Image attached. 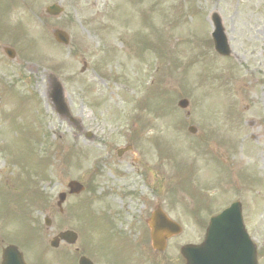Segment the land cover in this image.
<instances>
[{
  "label": "rangeland",
  "instance_id": "obj_1",
  "mask_svg": "<svg viewBox=\"0 0 264 264\" xmlns=\"http://www.w3.org/2000/svg\"><path fill=\"white\" fill-rule=\"evenodd\" d=\"M19 2L18 11L12 13L10 7ZM49 2L61 3L64 15L58 18L46 16L43 11ZM24 3L28 6L38 4L37 9L43 11L30 10L28 20L21 10ZM213 13L222 20L232 49L230 58L223 59L214 52L210 37ZM95 18L99 19L92 23ZM55 29L68 32L69 46L50 41ZM9 32L16 33L18 40L30 42V59L18 57L10 61L0 50L1 78L19 84V87L6 84L8 89L0 94L2 191L12 190L10 185L15 181L27 180L26 174L32 172L35 159L39 157V144L46 136L42 152L47 150L52 154L55 168L49 181V172L47 177L43 174L44 163L34 174L46 197L47 193L50 198L55 196L70 177L86 180L90 171L100 169L98 193L109 190L115 199L118 195L114 191L125 180L118 176V171H123L121 163L115 162L110 149L124 146L125 141L135 135L139 126L131 127L133 118L148 117V121H156L151 123L159 132H145L144 135L163 138L161 145L167 148V158L174 160H171L172 173L168 161L167 173L165 166L161 169L165 185L181 188L182 178L178 177L175 164L180 170L184 164H190L195 174L209 179L204 192L210 200L217 202L218 208L242 200L247 229L260 246L264 259V193L250 182L243 185L247 178L254 181L259 169L264 172V0H0V41L5 42L2 38ZM165 46L164 63L159 53L160 47ZM2 47L0 45V49ZM84 62L88 69L82 72ZM179 63L182 74L178 73ZM8 65L13 67L11 72L3 70ZM141 73L143 80L137 82ZM242 74L246 82L255 79L248 91L244 89L247 84L242 85ZM50 75L62 84L71 111L82 121L83 132L58 117L49 98ZM160 80L163 86L158 90L156 86ZM133 81L134 86L125 87ZM1 84H5L4 81ZM138 87H144L147 94ZM11 88L22 91L11 92ZM89 88L96 99L93 100ZM124 92L130 94L128 101ZM157 94L159 97L154 101ZM242 96L249 99L247 103L254 104L255 112L242 113ZM182 98L190 101V109L183 111L177 106ZM146 99L150 105L146 110H152V106L158 110L154 118L137 108V103ZM187 112H190V120ZM244 115L247 120L255 119L248 123L249 129L243 126ZM189 125L199 129L197 136L183 132L191 141L177 134L180 127ZM86 133H92L95 139L86 140ZM246 135L253 137V144ZM76 146L87 147L80 150L82 169L66 175L59 165L58 158L62 155L59 150ZM156 153L164 151L160 148ZM249 155L253 157L247 158ZM126 170L133 171V168L128 164ZM244 171L249 177L246 178ZM191 177L187 178L189 184L193 182ZM255 191L260 193L259 202ZM144 192H149L146 187ZM198 194L202 191L198 190ZM26 196L6 194L5 199L19 205ZM2 200L0 194V202ZM259 203L262 209H258ZM199 214L205 216V211ZM20 218L19 214L12 213L8 224L17 230L20 239H31V250H39L36 236L28 234L23 228L25 221ZM79 223L84 238L100 243L99 250L103 254L117 251L114 246L102 248L104 242L111 240L107 235V223L88 215L84 217L81 210ZM196 223L199 227L200 219ZM205 226L194 232V225H183L187 233L183 243L203 239ZM84 229L90 234H85Z\"/></svg>",
  "mask_w": 264,
  "mask_h": 264
},
{
  "label": "water",
  "instance_id": "obj_2",
  "mask_svg": "<svg viewBox=\"0 0 264 264\" xmlns=\"http://www.w3.org/2000/svg\"><path fill=\"white\" fill-rule=\"evenodd\" d=\"M225 41L216 50L227 54ZM188 264H257L256 249L241 217L239 203L212 219L205 243L187 250Z\"/></svg>",
  "mask_w": 264,
  "mask_h": 264
},
{
  "label": "flooded vegetation",
  "instance_id": "obj_3",
  "mask_svg": "<svg viewBox=\"0 0 264 264\" xmlns=\"http://www.w3.org/2000/svg\"><path fill=\"white\" fill-rule=\"evenodd\" d=\"M159 207L160 206H158L156 209H158ZM147 208L148 211L144 212L143 216H133V217L125 218L127 222L124 229H129L133 227V225L139 224L138 232L136 236L134 235V242L131 243L133 235L123 236L118 240H116L117 241L115 245V248L117 249L116 252H108V255L106 254V256L104 257V260H98L96 259L95 256L101 254V252L99 251V246L101 244L94 243L91 241L90 242L85 241L82 234L83 232L79 230L77 243L75 245H65L66 249L64 256L66 263L69 264L71 262V264H80V260L82 258H87L93 264H131L132 261L131 252L134 244L148 248L151 246L150 243L151 231L148 222L154 210L149 213L150 206H148ZM112 219L114 223L119 220L116 218H112ZM140 228L144 231V233L141 234H145V235L140 234V230H139ZM2 242H4V240H2ZM77 246L80 247L78 248ZM143 264H146V262H144Z\"/></svg>",
  "mask_w": 264,
  "mask_h": 264
}]
</instances>
